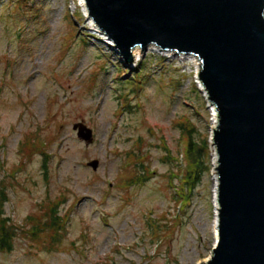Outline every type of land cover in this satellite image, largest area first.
Instances as JSON below:
<instances>
[{
  "label": "rangeland",
  "instance_id": "1",
  "mask_svg": "<svg viewBox=\"0 0 264 264\" xmlns=\"http://www.w3.org/2000/svg\"><path fill=\"white\" fill-rule=\"evenodd\" d=\"M28 2L40 16L18 38L16 2L0 0V227L15 232L0 264L205 262L216 242L210 172L183 213L171 197L174 165L166 159L177 151L178 117L208 142L209 111L194 62L150 49L126 68L92 32L79 0ZM78 123L92 130L91 145L77 138ZM36 135L43 146L29 145L25 157L17 145ZM136 146L156 173L127 188L118 174ZM42 152L50 155L43 171ZM57 200L68 213L66 230L57 249L44 251L29 239L36 223L27 218L42 223L47 203Z\"/></svg>",
  "mask_w": 264,
  "mask_h": 264
},
{
  "label": "water",
  "instance_id": "2",
  "mask_svg": "<svg viewBox=\"0 0 264 264\" xmlns=\"http://www.w3.org/2000/svg\"><path fill=\"white\" fill-rule=\"evenodd\" d=\"M81 2L126 68L134 49L197 59V79L214 110L207 105L217 234L201 264H264V0ZM73 130L86 146L93 143L84 124Z\"/></svg>",
  "mask_w": 264,
  "mask_h": 264
},
{
  "label": "trees",
  "instance_id": "3",
  "mask_svg": "<svg viewBox=\"0 0 264 264\" xmlns=\"http://www.w3.org/2000/svg\"><path fill=\"white\" fill-rule=\"evenodd\" d=\"M15 2L14 6L17 7L18 16L23 24L17 31L18 38H20L27 25L34 23V21L38 19L40 12L35 6H31L28 0H15ZM138 89L137 87L132 90L137 91ZM118 100H120L119 103L122 108L123 106L124 108H129V104L125 97L120 96ZM189 121L188 118L178 117L177 120L173 122L178 132L179 144L175 155L172 156V154L167 152L169 154L166 156V159H171L173 161L171 163L174 165L167 173L169 188L172 193L171 197L175 204L179 206L178 210L183 213L185 212V208L189 205L193 193L201 182L203 175L210 171L207 137L202 135L199 137L198 130ZM196 135L198 136L197 139L195 138ZM39 139L38 135L32 140L24 138V141L17 145L19 151L27 157L25 152L29 149V145L31 149L35 151H37L38 148H42L43 144L39 142ZM146 152H142V149L136 146V150H131L125 154L124 163L121 164L118 174L120 182L124 187H141L151 178V175L156 173V171L151 170L145 162L147 157ZM179 155L183 158V164L179 163ZM49 157L50 155L42 152V171L45 170ZM5 201L6 195L1 189L0 206H2ZM61 204L62 202L59 200L55 202L49 201L45 208V216L43 217L42 223L36 221L32 216L27 218V221L31 224L33 222L36 223L34 226H31L28 232L30 234L29 239L34 245L36 244L35 247L40 245L44 251L51 252L53 249H57L61 244L68 221V213L62 214ZM149 223H153V220H150ZM38 224L40 225L38 226ZM14 236L15 232L12 229L9 231V229H6V227L2 225L0 227V250L11 251L12 237Z\"/></svg>",
  "mask_w": 264,
  "mask_h": 264
},
{
  "label": "bare ground",
  "instance_id": "4",
  "mask_svg": "<svg viewBox=\"0 0 264 264\" xmlns=\"http://www.w3.org/2000/svg\"><path fill=\"white\" fill-rule=\"evenodd\" d=\"M80 2H79V6L82 8V9H84L83 8V5H82V2H81V0H79ZM84 13H85V11H84ZM87 22H88V26L90 27V28H93V26L90 24V22L87 20ZM99 37H101L100 36V34H97ZM103 39V43L105 44V45H107V47L109 48V49H111V47H112V43L110 42V41H107V40H105L104 38H102ZM150 50V49H149ZM154 50V49H153ZM113 51V50H112ZM156 51V50H155ZM163 55H171L170 53H168V54H163ZM132 56H133V58H134V61L136 62V60L139 58V56H140V51H139V49H134V50H132ZM169 57V56H168ZM186 59H190V60H192L193 62H194V64H195V66L197 67V69H198V63H197V60H196V58H194V57H191V56H189V57H187ZM198 71V70H197ZM198 85V84H197ZM198 87H199V85H198ZM199 89L203 92V89H201L200 87H199ZM214 235H215V241L217 240V234H216V219H215V227H214ZM216 243V242H215Z\"/></svg>",
  "mask_w": 264,
  "mask_h": 264
}]
</instances>
